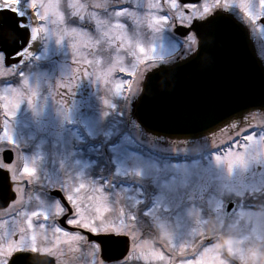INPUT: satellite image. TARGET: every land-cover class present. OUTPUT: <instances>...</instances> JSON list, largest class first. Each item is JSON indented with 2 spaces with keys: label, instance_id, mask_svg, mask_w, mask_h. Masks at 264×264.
<instances>
[{
  "label": "rangeland",
  "instance_id": "rangeland-1",
  "mask_svg": "<svg viewBox=\"0 0 264 264\" xmlns=\"http://www.w3.org/2000/svg\"><path fill=\"white\" fill-rule=\"evenodd\" d=\"M66 6L70 7L68 4ZM57 7L56 5L50 10V22L42 25L43 30L49 32L50 36L45 39L41 55L54 57V61L59 59L66 65L69 62L79 63L86 68L84 75L86 83H89L90 98L95 105V111L94 115L85 119L82 116L83 105L79 107V104H72L66 107L63 117L65 130L55 136L51 131L40 135L37 125L25 119L20 121L18 124L20 133L15 131L12 139L19 144L32 145L31 151L26 153L24 173L35 184L47 186L46 188L49 187L51 190L58 188L68 195L79 213V218L73 221L74 223L91 227L94 231H127L133 238L132 251L129 253L133 264H166L168 258L157 245L147 250V243L140 240L147 234L149 228L152 229V223L148 209L145 212L147 221L144 220L145 216L137 217V211H145L139 189L119 186L113 191L106 192L102 180L96 181L94 178L93 170L96 174H99L100 169L107 170L110 172L109 175L113 176L112 179L127 178L130 179L128 183L134 182L136 178L156 185L158 190L154 194L153 208L157 211L151 219L154 237L169 244L174 251L180 254L188 253L195 240L206 236L214 240H224L226 256L220 254L215 244L199 251L194 258L189 257L186 261L180 259L176 264H264V213L242 208L230 217L224 215L220 207L221 199L225 198V192L230 191V186L226 181L220 182L217 179L216 169L220 158L214 155L208 159V168L214 170V172L208 170V173L202 172L200 160L180 163L160 160L144 152L139 145V142H143L138 133L135 131L133 133L129 128L127 130L120 128L119 118L114 111L113 119L109 121L106 115L110 111L107 103L122 88V81L114 76L113 70L125 67L124 54L120 47H114L107 53L101 51L94 53L95 50L88 48L83 42L77 50L63 51L59 46ZM68 30L66 27L65 33ZM106 39L104 42L109 46L113 45L112 39ZM92 40L93 35H90L88 41ZM95 56H98V60L95 61L97 66L93 60ZM1 72L5 75L3 71ZM92 72L95 88H92L91 82L87 79ZM31 75L33 72L26 74L28 81ZM34 84L33 89L19 86L33 93L28 97L24 94L11 93L14 87H0V101L5 104L10 115L14 109L18 114L24 115L27 107L22 105L23 103L32 105V110L36 111L42 108L45 102L43 98L48 101L45 86ZM65 92L68 95L66 102L69 98L74 100V94L79 93L71 88H67ZM64 100L65 97L61 102ZM128 103L122 106L127 108ZM38 122L47 126L48 121L41 118ZM11 125V122L6 123L5 132L11 130ZM51 125L53 124L50 122L49 128ZM42 130L46 128L43 127ZM117 134L121 135L119 142L110 146L111 169L108 170L106 165L97 167L99 161L92 157L93 153L98 155L103 152L107 141ZM222 138L223 134L218 133L193 141H163L146 135V141H143L147 146H155V150L160 153L165 151L189 153L195 149L215 146ZM92 140H99L100 143H89ZM254 146L261 145L250 142L246 149ZM81 149L83 151H79ZM241 159L237 157L235 161ZM192 186L194 190L190 189ZM192 193H195V196ZM205 193V199L200 200L204 198ZM32 196L35 201L32 235H29L31 231H28V228L32 229L30 227L32 214L27 212L17 219L2 223L3 229H11L10 240L15 233L21 231L18 243L27 244L39 252L46 251L56 255L58 264H92L93 260L98 261V252L93 255V245L88 244L80 232H68L53 225L55 217L65 210L58 200L48 199L41 193L39 195L34 193ZM159 211L161 214L157 221L155 216L159 215ZM26 221L29 226L22 229ZM94 222H99L100 227L97 228ZM12 240L14 242V237ZM24 244H18L17 247L25 246ZM98 247L99 245H96V249ZM174 262L173 258V264Z\"/></svg>",
  "mask_w": 264,
  "mask_h": 264
},
{
  "label": "flooded vegetation",
  "instance_id": "flooded-vegetation-1",
  "mask_svg": "<svg viewBox=\"0 0 264 264\" xmlns=\"http://www.w3.org/2000/svg\"><path fill=\"white\" fill-rule=\"evenodd\" d=\"M4 2L14 4L15 0H4ZM118 2H120V0H78L77 2L76 0H28L27 4L22 3V7L27 8L31 6L35 12L39 13L38 17L35 15H29L28 17V25L32 30L33 28L36 29V36L33 37L32 33V41L39 39L41 43H32L31 50H24L23 61L17 63L20 57H13L11 54L13 52H18L21 47H24L29 36L27 29H20L18 32V40L12 44L0 42V48H3L6 52L0 54V87H14L11 93H15V95L24 94L28 97L30 94L33 95V93L26 89H21L19 86L23 85L33 89L35 88L34 83L43 84L49 96L48 101L42 97L45 102H43L40 110L37 109L34 111L32 110V105L23 103L22 105H26L27 107L24 115L18 114L15 109L13 114L10 115L6 111L5 104L0 101V169H5L9 172V176L7 177L0 173V184H2L1 186L4 190L8 191V194H0V199L2 200L1 205H3L0 206V256H10L13 251L19 248H31L33 251H37L27 244L18 243V237L21 231L14 234V242L12 240L13 237L10 240L11 229H3L2 223L12 221L27 212H31L32 221L30 227L32 229L28 228V231H31L29 235H32L34 223L33 212L35 210V201L32 195L34 193L38 195L41 193L48 199H55L52 197L49 187L46 188L47 186L35 184L34 181L24 173L26 166L24 160H26V153L31 151L32 145L31 143L19 144L16 140L12 139L15 131L20 133L18 128L19 122L25 119L30 121L31 124L34 123L39 128L40 135H44L48 131H51L54 136L61 134V132L65 130V123L63 120L65 108L72 104H79V107H81L83 105V96L85 94H89V97L91 96V91L88 88L89 83H86V77L84 75V72H86L84 66L75 62H69V64L66 65V63H62L59 59L54 61V57H44L41 55L44 49L45 39L50 36L49 32L43 30L42 25H46L50 22V10L57 5L58 28L60 29L59 46L63 51L66 49L77 50L83 42L88 48H93L95 50L94 53H98L99 51L107 53L114 49V47L119 48V44L114 43L113 40V45L111 46L104 42V39H106L105 37H107L106 40H109L116 35L114 34L115 24L114 22H110L108 16H102L96 9H105L109 5ZM186 2L195 3L198 2V0H186ZM66 4L70 7L66 6ZM90 5H94L95 9L90 7ZM121 6L123 5L121 4ZM66 8H70V10H66ZM66 11L87 15L89 18H94L96 20L97 32L93 35L92 42L88 41L89 36L92 34H89L85 29L67 25L64 22ZM217 11L223 10H215V12ZM66 27L69 28L67 33H65ZM66 37L68 38L66 39ZM164 55L166 57L165 60L163 62L157 61L158 64L167 63L170 62V60L175 61L188 54L183 53L182 49L173 47L171 49L166 48L164 50ZM259 55L264 56V48L259 50ZM7 60L13 65L7 66ZM93 60L97 66L95 61L98 60V56H95ZM149 67L153 68L152 65H149ZM119 69H121V67L114 69L113 74ZM1 71H3L5 75L2 74ZM32 72L33 75H31L30 81H28L26 74ZM92 74L93 72L87 79L91 82L92 88H95ZM79 75H81V77L78 80ZM38 80L41 81L38 82ZM124 83L130 82H122V84ZM67 88L79 91V93L74 94V100L69 98L68 102H66L68 95L65 92ZM64 97V102H61V99ZM41 118L48 121L47 126H43L38 122ZM7 122H11L12 124V128L9 132H5ZM50 122L53 124L50 127L51 129L48 126ZM43 127H45L46 130H42ZM219 134H223V138L218 142L217 149L210 148L209 151V147L201 148L198 153L200 154V152L203 151L202 154H206L200 158L202 172L205 173H208V170H210L207 166L208 159L214 155L220 158L219 165L216 169L218 172L217 179L220 182L226 181L230 186V191L225 192V198L221 199V210L227 217L232 216L242 208L264 213V112H251L247 117L227 125ZM250 142H254L256 145L260 144L261 146L252 147L255 150L251 147L246 149V146H248ZM8 150L13 153L11 162H7L5 159V152ZM237 157L242 158L241 161H235ZM210 171L214 172L213 169ZM10 186L11 189L15 191L16 197L15 194L10 191ZM190 189L194 190L193 186ZM207 189L208 188H206V190ZM157 190V186L152 183L144 187L142 185L140 186V191H143V194L140 195L143 197L142 206L145 211L139 212L138 217L141 215L142 217L145 216L144 220H146L147 217L145 212L148 209L150 223H152V229L149 228L147 234L140 239L147 243V250L157 245L162 254L168 258V263L166 264H173V258L176 259L177 262L179 259L186 261V257L193 258L198 255L199 251L205 250L209 246L215 244L220 254L226 256L224 240L220 241L217 238V240H214V238L210 239V237L206 236L203 239L195 240L190 251L183 254L174 251L166 242H161L157 238L155 239L153 233V220L151 219L154 217L157 210L153 208L154 200L151 202V199H145V197L146 195L153 196V194H156ZM206 190H204V192ZM146 192H149L151 195L146 194ZM192 195L195 196V193H192ZM205 196L206 193L203 196L204 198L200 200H204ZM9 199L13 200L11 204L7 205ZM148 202L151 203L148 204ZM160 214L161 212L159 211V215L155 216L157 221H159ZM205 222L208 223V221ZM25 226H29L27 221L24 223L22 229ZM18 244H24L25 246L17 247ZM40 253L47 252L44 251Z\"/></svg>",
  "mask_w": 264,
  "mask_h": 264
},
{
  "label": "snow or ice",
  "instance_id": "snow-or-ice-1",
  "mask_svg": "<svg viewBox=\"0 0 264 264\" xmlns=\"http://www.w3.org/2000/svg\"><path fill=\"white\" fill-rule=\"evenodd\" d=\"M22 3L27 4L28 0H15L14 4L0 0V42L8 44L16 42L20 29H27L29 33L24 47L11 54L13 57H20L17 63L23 61V52L25 49L31 50L32 43H41L39 39L32 41V28L28 25L29 15L38 17L39 13L35 12L31 6L22 7ZM90 7L95 9L94 5ZM217 9L233 15L243 23L249 39L258 50V58L264 64V56L259 55V50L264 48V0H198L195 3L186 2V0H120L105 9H96L102 16H108L110 22H114L116 35L112 37V40L119 44L120 51L124 54L125 67L117 70L115 77L122 82H130L124 83L119 92L107 103L110 111L106 115L109 121L113 119L114 111L119 118L122 130L133 126V120L141 123L143 127L137 115L143 101L146 98H155L160 91L171 87L162 78L158 87L148 88V73L153 68L159 67L157 61L165 60L166 48L177 47L182 49L183 53L191 54L193 50L200 51L205 40L211 44L214 37L211 34L201 36L196 24L207 20ZM64 22L67 25L85 29L92 35L97 32L96 20L87 15L66 11ZM3 53H6L5 50L0 48V54ZM174 62L170 60V63ZM6 63L7 66L13 65L8 60ZM129 101H131L129 107L122 106ZM82 104V116L85 119L94 115L95 105L86 94L83 96ZM120 138L121 135L117 134L107 141L103 153L95 157L99 161L97 167L106 165L108 170L111 169L110 146L117 144ZM89 143L97 144L100 141L92 140ZM5 159L7 162L12 161L13 153L10 150L5 152ZM0 173L5 177L9 176V172L5 169H0ZM10 191L16 197L11 186ZM51 195L61 201L62 207L67 209L58 215L57 226L68 232H80L87 243L93 245V255L95 256L98 252V261L93 260L92 264H120V262L128 264L126 258L132 251L133 238L127 231L101 232L94 231L91 227H84L83 224H76L73 221L79 218V213L73 207L68 195L58 188L52 189ZM12 200H9L7 205L11 204ZM94 224L97 228L100 227L99 222ZM96 245H99L98 249ZM114 245H122L119 254H113ZM36 255L40 253H34L31 248H19L10 256H0V264H33ZM44 255H48L52 264H58L56 255Z\"/></svg>",
  "mask_w": 264,
  "mask_h": 264
},
{
  "label": "water",
  "instance_id": "water-1",
  "mask_svg": "<svg viewBox=\"0 0 264 264\" xmlns=\"http://www.w3.org/2000/svg\"><path fill=\"white\" fill-rule=\"evenodd\" d=\"M196 28L201 36L211 34L213 42L205 40L200 51L148 73V88L158 87L162 78L171 87L143 101L137 112L143 127L136 120L131 126L143 137L197 140L251 112H264V64L246 27L233 15L217 11ZM1 185L0 194H8ZM121 249L114 245L113 254ZM33 264L52 262L40 254Z\"/></svg>",
  "mask_w": 264,
  "mask_h": 264
},
{
  "label": "bare ground",
  "instance_id": "bare-ground-1",
  "mask_svg": "<svg viewBox=\"0 0 264 264\" xmlns=\"http://www.w3.org/2000/svg\"><path fill=\"white\" fill-rule=\"evenodd\" d=\"M32 33H33V37L36 36V29L35 28H33Z\"/></svg>",
  "mask_w": 264,
  "mask_h": 264
}]
</instances>
